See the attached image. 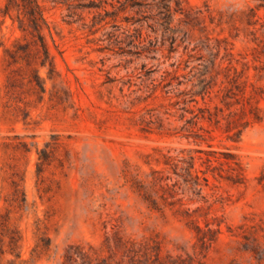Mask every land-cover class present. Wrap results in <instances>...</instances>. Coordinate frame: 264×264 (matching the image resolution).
I'll list each match as a JSON object with an SVG mask.
<instances>
[{
  "label": "rangeland",
  "instance_id": "374dc122",
  "mask_svg": "<svg viewBox=\"0 0 264 264\" xmlns=\"http://www.w3.org/2000/svg\"><path fill=\"white\" fill-rule=\"evenodd\" d=\"M40 2L53 68L0 0V264H264V0Z\"/></svg>",
  "mask_w": 264,
  "mask_h": 264
},
{
  "label": "trees",
  "instance_id": "16d2710c",
  "mask_svg": "<svg viewBox=\"0 0 264 264\" xmlns=\"http://www.w3.org/2000/svg\"><path fill=\"white\" fill-rule=\"evenodd\" d=\"M17 0H8V3L6 5L7 10L5 11L6 13H9V6L12 2H15ZM24 3V12L25 15L27 16L31 26H32V32L33 34L36 36V40L40 43L41 45V50L42 53L44 54V60H42V65H46L47 61H50L51 63V67L53 68V61L51 62V52H50V46L48 44V41L46 39L45 33H44V28H45V24H46V19L44 16V12L42 9V4L40 2V0H23ZM213 66H220L222 65V61H219L218 63L216 62V59L214 60V62H212ZM239 103V102H237ZM226 105H228L229 110V114L231 116V118H229V122L230 123H235L236 125H240L241 123H243L242 125L247 124L250 119L253 117L259 118L257 111L258 108L257 106H251L250 108H248L246 105L241 106L239 109H232V105H234V103H228L226 102ZM252 115V116H251ZM246 119V120H244ZM235 161L237 164H240L239 160H233ZM191 167H194V164L191 165ZM186 172L188 174H191V169L189 170L188 167H186ZM204 173H206V170L203 171ZM204 179L206 181H208V176L204 175L203 176ZM194 182L199 185L200 187H202V182H201V176L198 172V170H196V175H195V179Z\"/></svg>",
  "mask_w": 264,
  "mask_h": 264
}]
</instances>
